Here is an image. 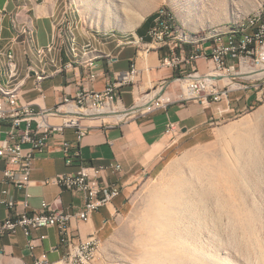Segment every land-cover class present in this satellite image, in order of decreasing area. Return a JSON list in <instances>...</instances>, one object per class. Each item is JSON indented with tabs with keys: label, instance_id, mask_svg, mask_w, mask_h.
<instances>
[{
	"label": "rangeland",
	"instance_id": "1",
	"mask_svg": "<svg viewBox=\"0 0 264 264\" xmlns=\"http://www.w3.org/2000/svg\"><path fill=\"white\" fill-rule=\"evenodd\" d=\"M55 1L72 53L126 46L160 8L182 41L227 33L264 11V0ZM245 86L231 93L232 114L175 142L161 169L135 183L90 264H264V91Z\"/></svg>",
	"mask_w": 264,
	"mask_h": 264
},
{
	"label": "crops",
	"instance_id": "2",
	"mask_svg": "<svg viewBox=\"0 0 264 264\" xmlns=\"http://www.w3.org/2000/svg\"><path fill=\"white\" fill-rule=\"evenodd\" d=\"M57 12L55 0H0V86L6 91L15 90L21 105L30 103L36 109L51 111L63 97H72L81 87L103 90L110 73L125 72L134 63L141 72L139 83L120 93L115 105L117 115L83 122L87 127L86 134L78 145L80 156L71 166H66L60 150L62 140L76 146V137L68 129L62 135L50 137L47 149L32 162L27 213L38 211L42 201L64 213H73L82 207V195L45 185L56 175L74 173L80 166H120L119 173H106L101 179L104 185H117L119 196L94 212L87 222L73 221L71 225L81 241L93 238L104 243L111 237L116 216L124 210L129 191L135 183L161 169L175 142L182 144L185 140H195L207 134L208 120L232 114L235 107L231 103V94L228 110H225V102L205 108L196 101H182L178 83H172L164 94L171 101L165 110L143 113L137 107L133 108L141 104L140 95L146 91L143 72L146 66H150L149 83V79L153 82L160 79L170 81L177 76L169 70L157 71L159 52L145 54L148 42L138 41L142 36L149 37L152 23L141 30L143 35H135V39L124 47L99 50L95 45L85 50L86 46H83L72 53L67 48L66 30L58 28ZM49 45H52L51 52L39 53ZM7 53L13 55L16 67V76L11 80L7 79ZM202 62L198 63L200 72L207 68V64ZM88 73L96 76L94 81L88 80ZM36 76L42 80L37 81ZM220 110L226 112L219 115L217 112ZM110 120L115 122H108ZM49 122L55 124L58 119L49 118ZM5 131L6 126L0 124L1 139L5 138ZM2 167L0 163V169ZM1 189L3 185L0 183ZM11 195L15 200L22 196L18 191H11ZM9 214L8 210L0 207V222ZM40 235L46 238L37 240ZM30 240H34L36 256L45 255L47 259L57 261L67 253L65 247L58 248L59 236L55 228L37 231L29 237L16 230L0 236V264H30ZM55 248L58 250L53 251Z\"/></svg>",
	"mask_w": 264,
	"mask_h": 264
},
{
	"label": "built area",
	"instance_id": "3",
	"mask_svg": "<svg viewBox=\"0 0 264 264\" xmlns=\"http://www.w3.org/2000/svg\"><path fill=\"white\" fill-rule=\"evenodd\" d=\"M148 39L145 54L159 52L158 69L169 70L177 76L170 78V81L160 79L156 83L147 82L146 91L140 95L141 104L133 107L143 113L167 108L171 101L164 94L172 83H178L182 101H196L205 108L225 102V110H228L229 95L247 89L246 82L251 83L252 88L260 87V91H264V19L261 26L254 27L247 36L220 40L204 48L182 47L170 37L166 9L163 8L161 17L155 19L154 28L150 29ZM51 51L52 45H49L39 53ZM200 61L207 64L204 72L198 69ZM12 62H15L13 55L7 53L9 68ZM140 73L135 63L125 72L110 73L103 90L81 87L72 97H63L51 111L39 107L36 109L30 103L19 104L18 94L13 95V98L0 96V124L6 126L5 138H0V163L3 165L0 169V183L3 185L0 207L10 212L0 222V236L20 230L25 237H29L37 231L55 228L59 236L58 248L65 247L67 250L61 259L50 263L45 255L34 254V240H30V264H90L94 260L91 248H97L100 243L93 238L87 242L81 241L71 225L73 221L87 222L94 212L119 196L117 185H104L101 179L106 173H119L120 166H80L74 173L56 175L47 180L45 185L82 195V207L73 213H64L42 201L38 211L27 213L30 208L27 190L32 162L47 149L50 137L62 135L68 129L76 137V146L62 140L60 150L66 166H71L80 156L78 145L87 130L83 122L117 115L115 105L120 93L137 85ZM87 78L94 81L96 76L88 73ZM36 80L41 81L42 77L36 76ZM223 112L220 110L217 113L221 115ZM49 118H57L58 122L51 124ZM11 191L20 192L21 198L15 200ZM45 238L40 235L37 240Z\"/></svg>",
	"mask_w": 264,
	"mask_h": 264
},
{
	"label": "bare ground",
	"instance_id": "4",
	"mask_svg": "<svg viewBox=\"0 0 264 264\" xmlns=\"http://www.w3.org/2000/svg\"><path fill=\"white\" fill-rule=\"evenodd\" d=\"M166 9V8H165ZM163 13V8H160L157 12H156V16L154 17L152 26L150 29L154 28V21L157 17H161V14ZM166 18L168 20V28L170 29V37L176 42V45H183L185 44L187 41H182L181 37H179V32H178V27L175 23V20L173 19V16L171 14V12L166 9ZM264 19V11L259 14V15H255L253 17H250L246 24L239 26V27H233L231 30H229L227 33L224 34H213L210 36H206L203 37L199 43L200 45L196 46L195 48H204L205 45H214L218 42H220V40H229L231 38H240V37H244L247 36V34L249 32H252V29H254V27L257 26H261L262 24V20ZM150 30L148 32V36H149ZM139 42H141V39H138ZM183 43V44H182ZM186 47V46H183ZM11 74V75H10ZM16 76V67L14 65V63L12 62L10 64V68L9 65L7 64V79L11 80L14 79ZM0 94H3L5 96H7L8 98H13V95L16 94V91H6L4 90L1 86H0ZM97 248H91V255H96L97 253Z\"/></svg>",
	"mask_w": 264,
	"mask_h": 264
},
{
	"label": "trees",
	"instance_id": "5",
	"mask_svg": "<svg viewBox=\"0 0 264 264\" xmlns=\"http://www.w3.org/2000/svg\"><path fill=\"white\" fill-rule=\"evenodd\" d=\"M155 14H156V13L150 15L148 18H146V19L141 23V25H140V26L136 29V31H135V34H136V35H143L142 32H141V30H142L143 28H146V25H147L148 23H153L154 17L156 16ZM193 37H195V36H193ZM201 39H202V38H201ZM201 39H198V40H196V41H187L186 44L194 45V48H195L196 46L200 45L199 41H200ZM141 40H142V41H145V42H149V39H148L147 36H145V37L142 36ZM183 45H184V44H183ZM189 45H188V46L185 45V46H186V47H190Z\"/></svg>",
	"mask_w": 264,
	"mask_h": 264
}]
</instances>
